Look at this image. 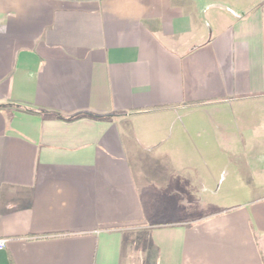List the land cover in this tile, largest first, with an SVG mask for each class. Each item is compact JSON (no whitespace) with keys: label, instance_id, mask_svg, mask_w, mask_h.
<instances>
[{"label":"crops","instance_id":"1","mask_svg":"<svg viewBox=\"0 0 264 264\" xmlns=\"http://www.w3.org/2000/svg\"><path fill=\"white\" fill-rule=\"evenodd\" d=\"M0 106V264H264V0H0Z\"/></svg>","mask_w":264,"mask_h":264},{"label":"rangeland","instance_id":"2","mask_svg":"<svg viewBox=\"0 0 264 264\" xmlns=\"http://www.w3.org/2000/svg\"><path fill=\"white\" fill-rule=\"evenodd\" d=\"M258 192V191H257ZM262 192H264V191H262ZM134 232V231H133ZM132 232V233H133ZM136 232V231H135ZM129 234H131V232L129 233ZM129 238H131V240L130 241H132L131 243H130V247H131V252H132V259H133V261L132 262H135L136 261V259H135V256H136V252H135V249L137 248V246H138V244H139V241L137 240V237H136V234L134 233V235H133V237L131 236V235H129Z\"/></svg>","mask_w":264,"mask_h":264},{"label":"trees","instance_id":"3","mask_svg":"<svg viewBox=\"0 0 264 264\" xmlns=\"http://www.w3.org/2000/svg\"><path fill=\"white\" fill-rule=\"evenodd\" d=\"M15 107L21 109L24 112L30 113V114H35V115L40 114L39 112L32 111V110H29V109H26V108H23V107H19V106H15ZM0 108H2V107L0 106ZM103 118H105V117H97V119H103Z\"/></svg>","mask_w":264,"mask_h":264},{"label":"built area","instance_id":"4","mask_svg":"<svg viewBox=\"0 0 264 264\" xmlns=\"http://www.w3.org/2000/svg\"><path fill=\"white\" fill-rule=\"evenodd\" d=\"M4 249V241H0V250H3ZM262 251H263V255H264V246L262 248Z\"/></svg>","mask_w":264,"mask_h":264}]
</instances>
